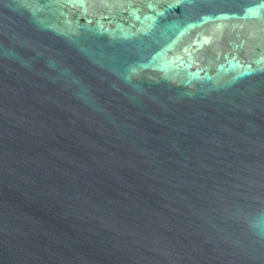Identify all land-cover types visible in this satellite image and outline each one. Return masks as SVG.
<instances>
[{"label": "water", "instance_id": "obj_1", "mask_svg": "<svg viewBox=\"0 0 264 264\" xmlns=\"http://www.w3.org/2000/svg\"><path fill=\"white\" fill-rule=\"evenodd\" d=\"M0 264H264V0H0Z\"/></svg>", "mask_w": 264, "mask_h": 264}]
</instances>
